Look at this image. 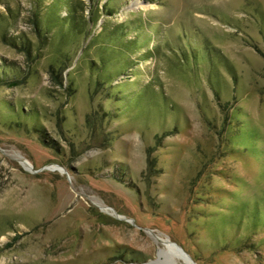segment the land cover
Here are the masks:
<instances>
[{"label":"rangeland","instance_id":"obj_1","mask_svg":"<svg viewBox=\"0 0 264 264\" xmlns=\"http://www.w3.org/2000/svg\"><path fill=\"white\" fill-rule=\"evenodd\" d=\"M54 1L0 0V264H264V0Z\"/></svg>","mask_w":264,"mask_h":264},{"label":"trees","instance_id":"obj_2","mask_svg":"<svg viewBox=\"0 0 264 264\" xmlns=\"http://www.w3.org/2000/svg\"><path fill=\"white\" fill-rule=\"evenodd\" d=\"M63 0H55L53 2V5L51 7H49V16L52 17V19L54 20V23L57 24L58 22L59 25L61 26L59 28V30L56 33V35H54V37L50 36L49 34V40L51 39H57L58 41H64V42H70L71 40H73L74 38H76L77 36L80 35H88V30H87V22H93L94 24H96L99 20V18H91L88 19L85 18L84 15V11H85V4L83 0H65L66 1V5L65 7L67 8V12L65 15H62L58 12V10L60 9V5L61 2ZM78 3L81 5L80 9L78 7ZM108 4V9L106 11H113V5L111 3H114V0H109ZM79 11H81V14L79 15ZM49 19V18H48ZM47 22L41 26H38V31L40 33V36H48V32L50 31V27H49V20H46ZM53 26V25H51ZM124 29L120 30V29H115L114 31H110L105 27V32L101 35H103L102 38H107L106 41H116V42H121L123 47L126 49L128 48H132L134 46H136V40L134 41H125V40H121V38L118 36V34L122 33V35H124ZM51 33V32H49ZM106 34V35H105ZM104 41H102V43L99 45V47H97V54H96V58H93L91 61V66L93 67L94 71H100L99 69V64L107 66L110 64V62L108 61V56L110 54H105L106 52V48L105 45L106 43H103ZM114 49V48H113ZM118 50H120L118 48ZM203 58V56H199L198 60L200 62L201 59L199 58ZM120 66L122 67L120 70L114 69V70H106V72H104V74L102 76H99V83L102 84L104 83V81H106L108 79V81H113L116 78H119L121 75L125 74L127 69L130 68L131 66L128 64H126L125 62H121ZM63 69H65V67H67V65L62 66ZM14 85H17L16 83H14Z\"/></svg>","mask_w":264,"mask_h":264},{"label":"bare ground","instance_id":"obj_3","mask_svg":"<svg viewBox=\"0 0 264 264\" xmlns=\"http://www.w3.org/2000/svg\"><path fill=\"white\" fill-rule=\"evenodd\" d=\"M173 246H171V248H172ZM174 251H176V253L178 254V255H180V251H179V249L178 248H175V249H173Z\"/></svg>","mask_w":264,"mask_h":264},{"label":"water","instance_id":"obj_4","mask_svg":"<svg viewBox=\"0 0 264 264\" xmlns=\"http://www.w3.org/2000/svg\"><path fill=\"white\" fill-rule=\"evenodd\" d=\"M179 246V245H178ZM180 247V246H179ZM181 248V247H180ZM182 249V248H181Z\"/></svg>","mask_w":264,"mask_h":264}]
</instances>
